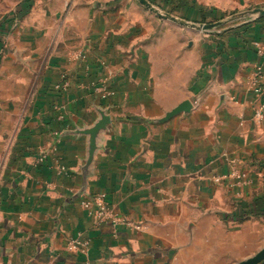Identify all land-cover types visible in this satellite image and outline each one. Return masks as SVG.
<instances>
[{
  "label": "crops",
  "instance_id": "0c3cea01",
  "mask_svg": "<svg viewBox=\"0 0 264 264\" xmlns=\"http://www.w3.org/2000/svg\"><path fill=\"white\" fill-rule=\"evenodd\" d=\"M147 1L222 24L0 0V264H237L264 247V0ZM99 194L109 219L80 205Z\"/></svg>",
  "mask_w": 264,
  "mask_h": 264
},
{
  "label": "built area",
  "instance_id": "2783aa9c",
  "mask_svg": "<svg viewBox=\"0 0 264 264\" xmlns=\"http://www.w3.org/2000/svg\"><path fill=\"white\" fill-rule=\"evenodd\" d=\"M260 79H262V73L260 72L259 69V71L255 73L251 82L253 85H257ZM58 88H61V86H59ZM101 92L103 93V97L113 95V93L108 92L106 89H102ZM255 118L260 122L264 121V104L255 111ZM60 119L63 120L64 117L61 116ZM49 153L50 152H44L39 158V162L44 163L48 158ZM57 163L59 165L60 171L66 173L67 169L64 166L60 165L59 160L57 161ZM220 180L221 179H217V181ZM80 205L82 208L93 212L97 219L105 220L112 217V214L109 211L108 203L106 201V196L104 194H99L91 198L82 199ZM69 249L75 250L76 244H72Z\"/></svg>",
  "mask_w": 264,
  "mask_h": 264
},
{
  "label": "water",
  "instance_id": "95a60500",
  "mask_svg": "<svg viewBox=\"0 0 264 264\" xmlns=\"http://www.w3.org/2000/svg\"><path fill=\"white\" fill-rule=\"evenodd\" d=\"M143 7H145V9H147L148 11L154 13L155 15H157L158 17L164 19V20H169L172 22H175L179 25L182 26H186V27H192L195 28L199 31H212L214 28L220 26L222 23H213V24H200L199 26L197 25H189L188 23L178 20L176 17H174L173 15L169 14V13H164L162 11H160L159 9H157L156 7H154L149 1L147 0H137ZM252 14L257 15L258 18H264V9H256L252 12ZM192 109V104L191 102H185L183 103L181 106H179L177 109H175L171 115H169L168 118H171L172 116L179 114L181 112H189ZM264 261V247L253 257L242 261L240 263L237 264H261Z\"/></svg>",
  "mask_w": 264,
  "mask_h": 264
},
{
  "label": "trees",
  "instance_id": "16d2710c",
  "mask_svg": "<svg viewBox=\"0 0 264 264\" xmlns=\"http://www.w3.org/2000/svg\"><path fill=\"white\" fill-rule=\"evenodd\" d=\"M172 1H173V2H172L173 4H176L177 2H180V1H175V0H172Z\"/></svg>",
  "mask_w": 264,
  "mask_h": 264
}]
</instances>
